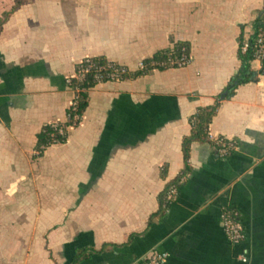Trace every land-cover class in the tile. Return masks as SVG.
<instances>
[{"label":"crops","instance_id":"obj_1","mask_svg":"<svg viewBox=\"0 0 264 264\" xmlns=\"http://www.w3.org/2000/svg\"><path fill=\"white\" fill-rule=\"evenodd\" d=\"M21 2L14 10L17 0H0V264H139L153 250L169 253L165 264H264L259 60L257 79L210 126V138L236 149L221 157L194 143L178 198L158 215L184 171L191 119L239 72L242 28L248 38L264 0ZM177 43L189 46V66L98 84L67 141L37 156L43 128L67 122L79 63L105 57L136 71ZM225 207L242 215L239 245L223 230Z\"/></svg>","mask_w":264,"mask_h":264},{"label":"trees","instance_id":"obj_2","mask_svg":"<svg viewBox=\"0 0 264 264\" xmlns=\"http://www.w3.org/2000/svg\"><path fill=\"white\" fill-rule=\"evenodd\" d=\"M22 4L21 0H17L14 10L17 9ZM10 13L5 15V18L9 17ZM1 25V23H0ZM252 34L246 38L245 27L242 28V33L240 35V48H239V57L241 61V67L239 72L231 79L228 86L225 90L219 95L216 103L212 106L206 108H200L195 116L191 119L192 121V131L189 136H186L183 140L182 150L184 154V163L185 168L183 173L174 181L170 182L166 187L165 191L162 193L160 198V211L158 215H164L172 203L168 199V194L172 189H178L181 183L184 180V177H187V174L191 170L190 166V157L192 145L196 142H209L213 146H216L215 142L210 138V126L217 115L222 103L225 100L233 97L237 89L246 83H250L257 79V74L252 69V63L258 59L257 52L259 49L258 40L261 33H264V10L260 11L256 20L252 23ZM248 43V48L246 51H243L245 44ZM184 46H189L185 43H177L173 49L164 50L157 53L152 59L147 60V70L132 72L128 75H125L127 78H135L147 74L152 70V62L161 61L167 59L168 56L179 57L181 55L182 49ZM113 67H118V64L108 60L105 57H93L83 60L76 67V72H80L82 69L89 68V72L85 74L82 80L74 78L72 80V86L78 88V95L80 97L79 105L76 110V113L83 117L84 113L88 109L89 100H90V90L96 87L98 84L110 81V72ZM104 68V69H103ZM166 69V68H162ZM261 75H264V60L262 61V69L260 71ZM101 76L98 78V76ZM73 121L66 123H60V126L64 128H69L74 125ZM54 133V128L51 124L46 125L43 130L38 134V149L43 150L52 145V134ZM65 140L62 139V142L65 143ZM166 173V168L163 171V175ZM177 200V199H176ZM175 202V201H174ZM86 258V256H84ZM83 257H77L74 261V264H77L82 260Z\"/></svg>","mask_w":264,"mask_h":264},{"label":"built area","instance_id":"obj_3","mask_svg":"<svg viewBox=\"0 0 264 264\" xmlns=\"http://www.w3.org/2000/svg\"><path fill=\"white\" fill-rule=\"evenodd\" d=\"M258 45H259V49L257 52V56H258L257 60L261 61L262 63V61L264 60V33H261L258 40ZM247 48H248V43L245 44L243 51H246ZM191 62H192V57L190 50L187 46H184L181 55L179 57L175 58L169 55L167 59L157 62H152L151 64L153 67L152 70H154V69H162V68H184L189 66ZM145 70H147V60L140 61L138 63L136 71H132L129 67L118 64V67H113L110 72V76H109L110 81H122L125 80V75H128L132 72L145 71ZM88 72H89V68L82 69L80 72L78 73L76 72L75 76L68 78L69 86L76 93L69 107L68 119H67V122L73 121L75 124L70 126L69 128L78 126L83 119V117H81L76 113V110L79 105L80 97L78 95L79 89L72 86V80L74 78L78 80H82L85 74ZM100 77L101 76L99 75L98 78ZM51 125L54 128V133L52 134V138H53L52 145L62 144L63 143L62 139L65 140L66 138H68L69 128L66 129L60 126V123H52ZM211 140L215 142L216 144L215 147L218 151V154L221 157L230 156L232 152L236 149L235 142L226 139L224 137H217V138L211 137ZM36 154L37 156L41 155L42 150L38 149ZM178 193H179L178 189H172L168 194L169 201L171 202L176 201V199L178 198ZM221 222H222L223 230L231 243L235 245H239L246 240L247 232L242 219V215L239 212V210L232 207L223 208L221 212ZM168 258H169V253L162 252L159 250H153L146 257L142 258L139 261V264H165ZM240 259L245 263L248 261V258L245 254H242L240 256Z\"/></svg>","mask_w":264,"mask_h":264}]
</instances>
